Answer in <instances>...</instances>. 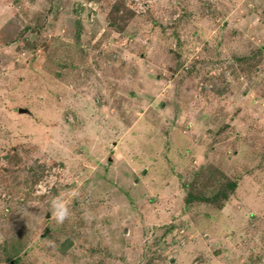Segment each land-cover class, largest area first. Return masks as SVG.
<instances>
[{"label": "rangeland", "instance_id": "1", "mask_svg": "<svg viewBox=\"0 0 264 264\" xmlns=\"http://www.w3.org/2000/svg\"><path fill=\"white\" fill-rule=\"evenodd\" d=\"M10 263L264 264V0H0Z\"/></svg>", "mask_w": 264, "mask_h": 264}, {"label": "clouds", "instance_id": "2", "mask_svg": "<svg viewBox=\"0 0 264 264\" xmlns=\"http://www.w3.org/2000/svg\"><path fill=\"white\" fill-rule=\"evenodd\" d=\"M50 212L57 223H63L69 215V207L61 197H55L51 201Z\"/></svg>", "mask_w": 264, "mask_h": 264}, {"label": "trees", "instance_id": "3", "mask_svg": "<svg viewBox=\"0 0 264 264\" xmlns=\"http://www.w3.org/2000/svg\"><path fill=\"white\" fill-rule=\"evenodd\" d=\"M222 188L228 189L229 191H233V189L235 188V182L232 180H228L227 182H225V184L222 186ZM219 193L222 194L223 197H226L225 192L221 191V189L219 190ZM201 199L203 201H206V202H211L214 200V197H211V198L207 197L206 198L205 196H202Z\"/></svg>", "mask_w": 264, "mask_h": 264}, {"label": "water", "instance_id": "4", "mask_svg": "<svg viewBox=\"0 0 264 264\" xmlns=\"http://www.w3.org/2000/svg\"><path fill=\"white\" fill-rule=\"evenodd\" d=\"M10 264H12V263H10Z\"/></svg>", "mask_w": 264, "mask_h": 264}]
</instances>
